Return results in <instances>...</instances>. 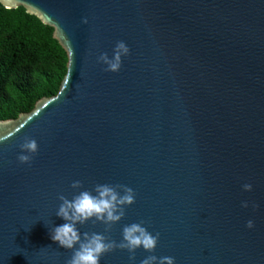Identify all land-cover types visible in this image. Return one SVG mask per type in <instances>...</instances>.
Listing matches in <instances>:
<instances>
[{
	"label": "water",
	"instance_id": "1",
	"mask_svg": "<svg viewBox=\"0 0 264 264\" xmlns=\"http://www.w3.org/2000/svg\"><path fill=\"white\" fill-rule=\"evenodd\" d=\"M0 3L52 26L67 54L56 94L0 119V264H66L72 250L50 237L66 222L58 195L105 183L131 187L135 203L110 231L92 220L79 231L119 242L144 221L159 239L99 264H264V0ZM117 41L129 53L104 71L97 57ZM25 136L38 144L30 163L17 160Z\"/></svg>",
	"mask_w": 264,
	"mask_h": 264
},
{
	"label": "clouds",
	"instance_id": "2",
	"mask_svg": "<svg viewBox=\"0 0 264 264\" xmlns=\"http://www.w3.org/2000/svg\"><path fill=\"white\" fill-rule=\"evenodd\" d=\"M87 23V19L82 20ZM129 53V48L123 41H117L113 55L110 58L107 53H100L97 61L106 65L104 71L117 72L121 67V57ZM21 149L17 155L20 163H30L32 154L38 151V144L34 138L25 136L19 144ZM74 189L82 188V182L74 180L71 183ZM245 191H251L252 185H242ZM93 192L95 194H93ZM134 190L123 184H96L90 190H81L68 199L63 194L58 195L61 203L56 215L65 223L52 227L50 237L60 246L71 249V256L66 264H99L101 256L117 248L126 249L129 252V260H135V250L143 248L147 252H153L159 239V233H150L143 225L144 221L133 222L122 226L121 240L119 242L110 239L104 233H81L77 224L83 225L88 220L93 223L99 221L105 225V232L110 231L112 225L120 221L125 215V206L135 203ZM256 207L255 204L252 205ZM242 207H248V202H242ZM94 218V219H93ZM246 227L252 228L253 221H246ZM174 257L148 255L140 261V264H174Z\"/></svg>",
	"mask_w": 264,
	"mask_h": 264
},
{
	"label": "trees",
	"instance_id": "3",
	"mask_svg": "<svg viewBox=\"0 0 264 264\" xmlns=\"http://www.w3.org/2000/svg\"><path fill=\"white\" fill-rule=\"evenodd\" d=\"M67 54L53 27L22 5L0 3V119L28 112L42 97L57 93Z\"/></svg>",
	"mask_w": 264,
	"mask_h": 264
}]
</instances>
